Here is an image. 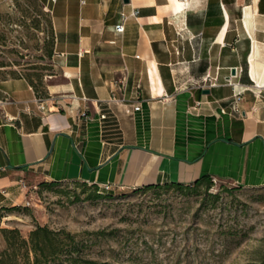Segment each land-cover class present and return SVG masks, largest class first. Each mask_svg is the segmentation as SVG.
<instances>
[{
    "label": "crops",
    "instance_id": "0c3cea01",
    "mask_svg": "<svg viewBox=\"0 0 264 264\" xmlns=\"http://www.w3.org/2000/svg\"><path fill=\"white\" fill-rule=\"evenodd\" d=\"M39 1L52 72L43 99L0 80V208L23 204L20 181L264 187V0Z\"/></svg>",
    "mask_w": 264,
    "mask_h": 264
},
{
    "label": "rangeland",
    "instance_id": "374dc122",
    "mask_svg": "<svg viewBox=\"0 0 264 264\" xmlns=\"http://www.w3.org/2000/svg\"><path fill=\"white\" fill-rule=\"evenodd\" d=\"M44 13L38 0H0V80L38 73L45 86L51 29ZM207 78L201 86L215 84ZM134 189L97 197L80 183L40 181L27 205L0 211V230L24 238L37 226L69 233L76 256L98 263L264 264V188L216 181L198 195Z\"/></svg>",
    "mask_w": 264,
    "mask_h": 264
},
{
    "label": "trees",
    "instance_id": "16d2710c",
    "mask_svg": "<svg viewBox=\"0 0 264 264\" xmlns=\"http://www.w3.org/2000/svg\"><path fill=\"white\" fill-rule=\"evenodd\" d=\"M39 1V0H38ZM42 7V3L39 1ZM48 26L51 29V41L50 47L46 50V57L51 60L54 44V33L52 29L50 13H44ZM50 73L52 72V66L50 64ZM10 79L23 78L30 85L34 91L36 97L43 99L47 97L46 86L42 84L41 75L35 74H21L10 73ZM4 78L1 80H6ZM45 182L47 184L61 183ZM65 182V181H63ZM80 183L83 186L91 187L96 196H105V193L99 191V185L88 184L82 181H71ZM213 186V179L209 175H203L195 181L184 184L180 182H167L163 184H147L141 187H137L134 191L144 192L149 190H172L182 194L198 195L200 192H208ZM236 188H238L236 186ZM264 188V187H262ZM108 196V195H106ZM15 206L1 207L2 210H14ZM0 233L5 243V247L0 251V264H108L98 263L94 260H83L76 256V244L74 237L65 232H53L47 227L37 226L35 229L29 232L28 237L24 238L17 229H1ZM66 245H65V244ZM64 244L66 248L60 247Z\"/></svg>",
    "mask_w": 264,
    "mask_h": 264
},
{
    "label": "built area",
    "instance_id": "2783aa9c",
    "mask_svg": "<svg viewBox=\"0 0 264 264\" xmlns=\"http://www.w3.org/2000/svg\"><path fill=\"white\" fill-rule=\"evenodd\" d=\"M50 2H52V3H54V2H56L57 0H49ZM136 14H137V11L136 10H134L132 13H131V16H136ZM121 18H122V20H125L126 18H127V16H125L124 14H121ZM123 30H124V26H123V23H120V24H118V25H116L115 26V32L116 33H122L123 32ZM117 83H119V85H120V87H119V89L121 88V86H122V81H117L116 82V87L118 86V84ZM254 94H256L257 95V97L259 96V94H260V91L259 92H254ZM236 96V95H235ZM111 100L112 101H123V99H120V100H117V99H115L113 96L111 97ZM5 103V100H0V125H2L3 123H5L7 120H6V116H5V114H4V112H3V110H2V105ZM199 104V102H197L196 103V105H198ZM140 109V107L139 106H137V105H135V106H133L132 107V109H129V108H126L125 109V112L126 113H130L131 111H138ZM221 112L222 113H224V111L223 110H221ZM100 118L101 119H104L105 118V116L104 115H100ZM217 180H215V179H213V182H216ZM20 187H21V189L22 190H24L26 193L28 192V190L30 189V188H28L27 187V185L23 182V181H20ZM112 189H113V187H112V185H110V184H104V185H102V186H99V191L101 192V193H108V192H110V191H112ZM24 204H28V199H27V196L24 198Z\"/></svg>",
    "mask_w": 264,
    "mask_h": 264
},
{
    "label": "water",
    "instance_id": "95a60500",
    "mask_svg": "<svg viewBox=\"0 0 264 264\" xmlns=\"http://www.w3.org/2000/svg\"><path fill=\"white\" fill-rule=\"evenodd\" d=\"M123 1V3H127L128 2V0H122ZM231 75L232 76H234L235 75V71H234V69H231ZM205 94H207L209 91L208 90H205V91H203Z\"/></svg>",
    "mask_w": 264,
    "mask_h": 264
},
{
    "label": "bare ground",
    "instance_id": "6f19581e",
    "mask_svg": "<svg viewBox=\"0 0 264 264\" xmlns=\"http://www.w3.org/2000/svg\"><path fill=\"white\" fill-rule=\"evenodd\" d=\"M182 1H184V0H182ZM248 12H249V10H247ZM250 13V12H249ZM252 77L254 78V75L252 74ZM260 83V82H259Z\"/></svg>",
    "mask_w": 264,
    "mask_h": 264
}]
</instances>
